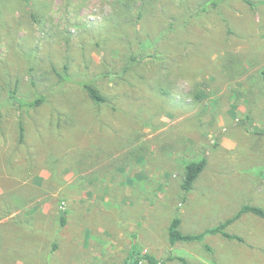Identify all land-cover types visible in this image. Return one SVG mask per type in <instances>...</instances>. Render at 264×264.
I'll return each mask as SVG.
<instances>
[{
  "label": "rangeland",
  "instance_id": "rangeland-1",
  "mask_svg": "<svg viewBox=\"0 0 264 264\" xmlns=\"http://www.w3.org/2000/svg\"><path fill=\"white\" fill-rule=\"evenodd\" d=\"M263 71L264 0H0V264H264L252 214L167 238L264 209Z\"/></svg>",
  "mask_w": 264,
  "mask_h": 264
},
{
  "label": "trees",
  "instance_id": "trees-1",
  "mask_svg": "<svg viewBox=\"0 0 264 264\" xmlns=\"http://www.w3.org/2000/svg\"><path fill=\"white\" fill-rule=\"evenodd\" d=\"M262 75L264 76V71L262 72ZM67 79L69 80V78ZM81 87L83 88V90L87 93V95L93 102L103 103L102 97L99 95L98 91L93 86L87 83H83ZM45 99L46 98L44 95L36 94L35 97L30 100H23V99L18 100V106L20 108L22 107L35 108V107L40 106L44 102ZM23 131H24L23 126L20 123L19 132H18V138L20 142L23 141ZM205 165H206L205 158H202L195 162L187 163L185 165L183 181L181 184V188L183 191L189 192L191 190V187L194 181L197 179L199 174L203 171ZM244 214H252L261 219H264V209L255 207V206L244 205L240 208V210L232 218L227 219L225 222L221 223L220 225L216 227L207 229L199 234H184L180 230L179 218L175 217L174 219L171 220L169 224V227L167 230V238L171 245H174L175 243H178V242H181V243L201 242L206 235H220L221 237L227 240L243 243L244 241L241 237L229 234L226 231V228L228 225L233 223L235 220H237L240 216ZM65 223H66L65 218L63 216L60 217V225L64 226ZM142 258L146 260L148 264H157L155 259L152 256L144 255ZM142 258L133 259L131 256H129L124 264H141ZM179 261L182 264H186V262L182 258H179Z\"/></svg>",
  "mask_w": 264,
  "mask_h": 264
},
{
  "label": "crops",
  "instance_id": "crops-1",
  "mask_svg": "<svg viewBox=\"0 0 264 264\" xmlns=\"http://www.w3.org/2000/svg\"><path fill=\"white\" fill-rule=\"evenodd\" d=\"M5 182H6V180H5ZM6 195H7L6 190L2 187V184H0V198L2 197V201H3V202H0V206H2V207L3 206H8V204H9L8 197L7 198H4ZM10 203L11 204L13 203V197L11 198ZM12 216L13 215H11L10 218H13ZM0 223H1V220H0Z\"/></svg>",
  "mask_w": 264,
  "mask_h": 264
}]
</instances>
